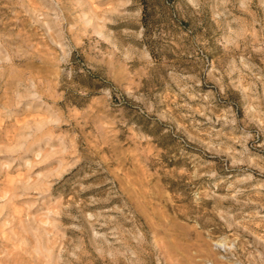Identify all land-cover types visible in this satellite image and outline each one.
Listing matches in <instances>:
<instances>
[{
	"label": "rangeland",
	"instance_id": "374dc122",
	"mask_svg": "<svg viewBox=\"0 0 264 264\" xmlns=\"http://www.w3.org/2000/svg\"><path fill=\"white\" fill-rule=\"evenodd\" d=\"M0 264H264V0H0Z\"/></svg>",
	"mask_w": 264,
	"mask_h": 264
}]
</instances>
